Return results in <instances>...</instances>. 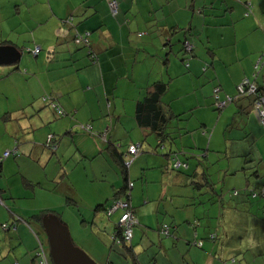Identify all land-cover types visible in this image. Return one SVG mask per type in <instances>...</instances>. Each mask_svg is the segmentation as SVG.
<instances>
[{
  "label": "crops",
  "instance_id": "1",
  "mask_svg": "<svg viewBox=\"0 0 264 264\" xmlns=\"http://www.w3.org/2000/svg\"><path fill=\"white\" fill-rule=\"evenodd\" d=\"M10 1L14 4V13L20 18V11L24 9L29 14V23L34 26L27 25L26 19L22 21V27L10 28L7 32L15 34V39L22 34H28L30 38L34 35L37 42L27 47L33 50L36 46L40 51L33 56L25 43L20 44L15 46L20 51L18 64L12 69L0 67V119H5V127H0V156L2 149H14V140H18L17 154L4 158L0 164V264H35L33 252L37 240L31 234L34 241L30 242L29 232L31 227L40 235V225L32 216L44 207L36 204V196L41 194L36 189L45 190L43 185L50 178L52 191L59 188L77 199L88 200L81 194L84 191L78 189V177L74 185L68 186V181L79 176L75 172L79 163L82 162L86 172L83 162L87 160L92 161L91 172L96 186L90 189L86 181L84 187L90 189L92 201L83 202L94 211V220L99 218L98 224L101 225L102 214L114 192L125 183L121 169L114 164L106 147L115 145L126 160L127 150H120L122 146L127 148L132 143L141 142L145 151L140 152L134 160L136 162L133 161L127 170L128 181L133 182L130 177L140 181L139 186L133 184L129 191L139 224H143L135 231L131 243L135 245V252L140 253V264H174L171 259H175L174 250L178 246L175 241L178 239L159 241L155 239L156 232L148 227L155 226L150 222L153 219L161 222L156 211H162L174 202V194L168 193L161 185H169L177 179L171 180L164 167L165 147L153 151L158 140L152 135L142 141V131L134 118L135 103L151 83L166 82L168 90L162 100L175 113L182 115L180 121L172 123L169 132L174 133L176 144L182 143L184 151L194 154L203 151L201 156L207 155L202 149L214 146L207 132L215 128L218 117L232 106V114L240 116L245 130L239 134L238 143L231 144H236L238 149L254 158L257 155L254 147H257L264 160V129L250 111L251 99L241 98L220 114L211 106L214 85H219L221 96L234 95L235 86L241 79H253L254 63L264 52V0H246L250 2V16L247 17L241 0H117V18L109 14L103 0ZM53 5L60 6L61 10H55ZM44 7L46 13L50 11V16H40ZM70 17L72 23L68 26L51 22ZM125 20L127 22L122 23ZM74 30L90 33V48L96 55L94 62L86 51L73 45ZM54 33L58 35L56 40ZM185 40L194 47L188 66L183 63L188 58L182 52ZM0 41L14 43L9 39L0 38ZM22 66L24 75L18 68ZM254 81L264 90V64ZM43 94L54 95L68 115L57 117L41 102ZM215 115L217 118L213 122ZM85 123L91 124L95 131L102 130L105 141L79 130V125ZM106 126L109 130L103 132ZM48 134L55 136V151L45 147ZM245 137V142L241 141ZM221 141H226L222 135ZM71 150L78 159L66 171L62 165L71 163ZM143 151L145 155H141ZM218 151L219 157L221 154L222 158L229 156V164H232V150ZM244 155L235 157L240 160L233 165V170L243 167ZM53 156L58 158V168L53 163ZM260 176L264 177V169ZM179 183L185 184L183 181ZM96 200L98 205L93 208L91 203ZM152 201L154 208H150ZM187 221L191 219L184 220L187 229L184 225L177 227L178 231L182 229L183 237L188 236L186 243L194 233ZM164 223H167L166 219ZM2 224L8 225L6 230L1 229ZM103 230V237L108 241L107 231ZM150 241L158 242L160 247L149 249ZM80 243L93 260L102 264L107 261L105 244L99 241L91 244L86 240ZM214 250L212 247L210 253ZM172 252L174 256L170 255ZM211 257L206 264H218L217 257ZM110 259L118 264L116 256ZM181 260L183 262L184 258Z\"/></svg>",
  "mask_w": 264,
  "mask_h": 264
},
{
  "label": "trees",
  "instance_id": "2",
  "mask_svg": "<svg viewBox=\"0 0 264 264\" xmlns=\"http://www.w3.org/2000/svg\"><path fill=\"white\" fill-rule=\"evenodd\" d=\"M103 1L107 6L109 14L113 18H117L119 15L118 1L117 0H103ZM239 2L242 3L243 7L245 8L244 16L245 17L250 16L249 15L250 7L249 10L247 9V5L250 2H247L246 0H241ZM53 21L58 22L59 25L62 24L68 26L69 24L71 25L72 23L71 22L72 17H70L69 19L68 18L54 19L51 22ZM125 22H127V20L123 21L122 23ZM89 35H90L89 32L80 33L74 30L73 42L75 40V37L81 38L82 39L81 41H83L84 43H80L78 45L76 44L75 46L84 47V49H86L85 51L87 52V55H89L88 53L89 51L95 55V53L90 48ZM6 44H10V43L3 41L0 42V45H6ZM191 45L192 48L189 52L184 49V46H182L183 54L185 56H188L187 59L183 60V63H188L193 53L194 47L193 44ZM36 48L38 47L35 46L33 50L29 49L27 51L33 56H37L40 49L37 54H34L33 51ZM18 62L19 61H17L15 64H17ZM92 62H94V60ZM263 64H264V60L261 63V65L258 67L255 76H253L254 78H256L257 75L259 74ZM236 86H235L234 95L224 94L223 96L220 95L221 90L215 92V89L217 88L220 89L219 85H214L212 87L211 97L213 98V103L211 106L212 109L217 114H220L228 106H231V104H233L234 102H236L241 98L251 99L249 101V104L251 107L250 111L253 113V105L257 99L256 96L247 95L246 93L237 95ZM258 87H259V92H264V90L259 85ZM167 90H168V84L166 82L155 81L151 83L146 88L143 97L140 100H137L135 103L134 118L138 127L142 131L143 142L146 141V139L151 135L158 140L156 146L152 148L153 151H157V149H160L161 147L162 148L165 147L164 150L168 148L166 150V153H164V158H165L164 167L168 171V173H170L171 171L178 175H183L184 180L186 182L185 184L191 185L193 188L198 190L199 191L198 197L203 196L205 198L204 201H200V199L198 201V203L202 205L200 213L195 215L193 213L192 216H194V218L191 219V221H187L188 224L192 226V230L194 231L193 237H191L192 242L187 240L188 241L187 244H192L193 246H196L197 248L200 249L204 247L205 242H208L210 245L208 253H204L203 255H195L194 257L195 259L193 260L194 264L195 262H197V260H199L198 263L200 262L201 264H206L207 260H209L208 258L211 256L217 257V259L215 258L213 259L219 261L222 264L223 256L221 257L219 254H223L224 251L216 250V244L218 242L220 243L221 241H226L227 244L229 245L227 246L228 248L227 262L229 260H232L234 262L235 261L243 262V264H252V261H254V264H256L257 263L255 261L256 259H261V260L264 259V192L262 191L264 189V184L261 183L260 186H253L250 177L253 176L255 178H259V179L262 178V180H264L263 179L264 177L260 176L261 174L259 173L258 170L259 167L258 164L263 163L264 160L261 159V157L258 154L256 155V158L254 157L249 158L248 157L249 154H245L243 156V160H244L243 167L233 170L232 168L234 167H232L231 164H229V160H228L230 159L229 156L226 158H222V154H221V157H219L220 153H218L219 151L215 146L210 147V145H208L207 149H202L206 151L207 153L206 156H201V153H203V151H196L197 153L194 154L184 151L182 147H180L181 149L171 148V145H176V143L174 142L175 140L174 133H170L169 130H171L173 127L172 123L173 124L176 123L174 121L177 122L180 121L182 115L175 113L171 109V107L168 104H165V102L162 100V97L167 92ZM226 95L231 97V101L227 102V104L223 108H217L215 106V102L217 100L221 101V99L225 100ZM53 96L54 95L52 94H45V95L43 94L40 100L46 107L53 110L54 114L57 117H59L56 110L51 106L52 98L54 99L55 103H57V99H55ZM67 115L68 114L66 113L65 116H60V118H64ZM255 117L259 122V125L264 129V122H261L256 115ZM84 125L89 126L91 124L85 123ZM108 130H109V126H106L105 129H103V132ZM212 130L213 128L210 129V131ZM89 132L93 133L95 132V130L92 128L90 129ZM95 134L97 137H99V135L102 134V130L95 132ZM50 135L53 136L55 143V136L53 134ZM140 146L142 149L143 146L142 142L140 143ZM112 147L113 144L112 146L111 145L107 146L106 147L107 152L111 157V159L114 161V164L121 169V172L123 174V179L125 180L124 185L120 189L114 192L113 198H120L121 200L126 201L129 204V208L133 212L134 218L136 219V224H133L131 226L130 229L131 236L128 240H125V238L123 237L122 228L119 227L117 224L114 226L113 233H111V237H110L111 242L109 240L110 243L108 244L110 249L108 254V259H106L107 261H105L104 264H114L111 262L110 259L111 257L110 252L112 251V248L114 246H118L117 248H115L121 251L119 252L120 254L118 255L124 258L125 260H128L130 262L128 264H140L138 259V255L140 253L138 254L135 252V245H132L131 242L135 231H137L138 228L140 229L141 225L143 224L141 225L139 224L136 211L131 205L130 191L128 189L129 181L127 178L128 177L127 168L124 166L123 154L118 152V150L115 149L114 147L113 148ZM210 154H212L214 157H211ZM10 155L11 154H9L8 156ZM187 159H193L195 162V166L192 169V172H190L189 174L184 173L182 171L185 170L183 165L185 163L186 164L188 163ZM175 161L181 162L182 163L181 166L175 168L174 167ZM222 161H225L226 164L225 169L224 168L220 169V172L219 173L217 172L218 175L213 177L212 173L210 172L211 167L221 164ZM252 162H254L255 170L248 173L247 163H252ZM250 167H252V165ZM236 177L241 178L243 184H241L238 187H228L225 185L227 179L236 178ZM110 205H112L111 202H109V205L107 207H109ZM106 208L104 210L105 214H106ZM121 214L122 212L119 213V217ZM49 215H55L59 220H61L60 216L52 211H39L32 217L35 220V222H37L42 228L41 225L42 219ZM156 215L157 216L159 215L161 217L160 218L161 222L160 221L156 222L155 226L148 227V229L152 231L154 230V232H156L157 237L155 239L158 238L159 241H163L164 239L171 238L174 241L175 239L177 240L179 238H182L180 233L177 232L178 231L177 227L180 226L181 224L174 222L173 216H171L168 213L166 208L162 209V211L159 210L156 211ZM108 216H111V214ZM165 219L167 220V223H164ZM3 225H5L6 228H3ZM7 227H8L7 224L1 225V229L3 230H6ZM30 230L34 235V237H38L40 241L43 242V240L40 238L37 232H35L31 227ZM198 230H200L201 234L200 232H198ZM146 240H148V237H146ZM147 247L150 249L152 247L159 248L160 246L158 242L150 241ZM212 247H214L215 250L213 253H210ZM120 248H122V250ZM209 254L211 256H209ZM33 257L35 263V251L33 252ZM248 258L250 259L249 261H247Z\"/></svg>",
  "mask_w": 264,
  "mask_h": 264
},
{
  "label": "rangeland",
  "instance_id": "3",
  "mask_svg": "<svg viewBox=\"0 0 264 264\" xmlns=\"http://www.w3.org/2000/svg\"><path fill=\"white\" fill-rule=\"evenodd\" d=\"M13 5H14L13 2L10 0H0V30L3 31L2 34L0 33V38L2 40H4V39L8 40L9 39V40L13 41L14 43H12V44L14 46H18V45L24 44V43L26 44V47L28 45L34 46L33 42H37V41H35L34 35H31V38H30L28 34H25V35L22 34V35H20L21 37H19V39H15L17 37L15 34H13L11 32H7V31H9L10 28L22 27L23 26L22 21L26 20V19H27V25L34 26V24L29 23V20H28L29 14L26 13V11L24 9H22L20 11L22 13H21L20 18H19L18 14L14 13V6ZM53 6L55 7V10H58V11L61 10L60 6H58V5H53ZM45 8L46 7H44V12L42 13V15H40L42 17H48L51 14L50 11H48V13H46L47 10ZM51 17H52V15H51ZM49 20H50V18H49ZM53 32H56V30H54ZM54 36H55V40H56V37L58 35L56 33H54ZM10 38H12V39H10ZM40 42H42V41L40 40L39 43ZM72 43H73V45H76L74 42H72ZM79 48H81L85 51L84 47H79ZM27 50H29L28 47H27ZM17 64H15V63L14 64H3V65H0V67H1V69H12ZM18 68H19V72L24 75L25 73H23V69H24L23 66L18 67ZM232 108H233L232 106L227 108L225 114L223 116L218 117V120L215 123V128L212 131H209L208 135L210 134L211 141L213 142V145L218 150H226V149L232 150L231 156L233 157V160L231 161V163H232L231 166L235 167L233 165H236L238 163V160H240L239 158H235V157L237 155H244L246 152L241 151L240 149H238L237 146H235L236 144L234 145L231 143H238V140L240 139L239 134L243 133V131L245 130V127H244V124H242L241 121L239 120L240 116L232 114ZM226 115H227V117H226ZM1 117H4L3 114L1 115ZM216 118H217V115H215L213 122H215ZM4 123H5V119H3V120L0 119V127L1 128L5 127ZM190 124H191V122H190ZM78 128H79V130H81L80 126ZM84 134L88 135L87 133H84ZM208 135H206V138H208ZM221 135L226 140L225 142L221 141ZM228 137H230V138H228ZM188 138H189V136L186 138V142L189 141ZM246 138L247 137L242 138L241 141L245 142ZM205 142H207V139H205ZM17 144H18V140H14V145L12 147L14 149H11V150L6 149L4 151L2 149L1 153L3 154L5 151L15 150V153H11V155H10V156H15L17 154ZM134 144H137V143H134ZM181 144L177 143L176 145H171V148H180V147H182ZM245 145H246V147L248 146L247 143H245ZM205 146H206V143H204L203 148ZM249 147H251L250 144H249ZM124 148L126 149V147L122 146V148L120 150L124 151ZM254 148L256 150V153L259 155V152L257 151V147H254ZM142 150H145V149L142 148L141 151ZM192 150H194V149L192 148ZM69 154L71 156L69 158V160H71V163H69L68 165H66V164L62 165L63 168L66 169V171H68L72 166H74L75 161L78 159L77 154H75V152H73L72 150L69 152ZM141 155H145V152L143 151L141 153ZM210 155H211V157H214L212 154H210ZM248 157L250 158V156H248ZM0 158H3V156L1 155ZM56 158H55V156H53L52 160H53V163L55 164V166L57 167L58 164L56 162H57L58 158L57 159ZM183 159H184V157H183ZM187 161H188V167L189 168L182 170V171L184 173L189 174L190 172H192V169L195 166V162L193 159H187ZM87 162H83L86 164V167H87L86 172H84L82 162L79 163V165L77 167H75V172L77 171L79 176H75L73 181H68V186H71V184L74 185L75 179H76V177H78L79 178L78 189L80 191H84V192H81V194L85 198H87L88 200H83L81 197L77 199L71 195H68L66 193V191H59V188H57L55 191H52L53 183L51 182L50 178L47 180L48 182L43 185L45 190H41L37 187L36 191H39V193H41V194L37 195L35 200H36V204L39 203L40 206H44V207H40V209H38V211H52V212H54L60 216L63 224H65L67 226L69 233H70L71 240L73 241L75 246L80 248L89 257H90V254L81 246V243H80L81 240H86L88 243H91V244H96V241L97 242L99 241L101 244H105V250L106 251L104 252V256H105V260H106V258L108 257V254H109V250H110L109 245H106V244L111 242V240H110L111 233H113V228L119 221V218H120L119 213L121 211L118 210V211L112 213L111 214L112 217H108V215L103 213L102 214L103 219H102L101 225L98 224L99 218H97V221L94 220V215H95L94 211L90 210L89 206H86V204H84V202H83V201H85V202L89 203L92 201V198H89L91 195L90 189H92L94 186H96V183L94 181L95 179H94L92 172H91L92 167H91L90 163L92 161L87 160ZM134 162H136V161H134ZM251 165H252V167H250ZM258 165H259V167H258L259 173L262 174L263 169H264L263 168L264 162L261 164H258ZM247 167H248V173L254 171L255 170L254 169V162L247 163ZM223 168L225 169V161L221 162V164H219V165H215L214 167H211L210 172L212 173L213 177H215L220 172V169H223ZM86 173L89 175L85 176ZM43 175H45V174L43 173ZM170 175H171V180L177 179V182H170L169 185L162 184L161 187L164 190L167 189L168 193L174 194V198H173L174 202L173 203L168 204L169 200L166 201V204H168L166 206V210L168 211V213L171 216H173L175 223L181 224L180 225V227H181L184 225V222H182V221H184L187 218L193 219L194 218V216H192L193 213H194V215L200 213L202 205L200 203H198V201H199V199H200V201H204L205 198L203 196L198 197L199 191L196 190L195 188H193L191 185L179 183V181L185 182L183 175H178V174L171 172V171H170ZM66 176L69 177V174H67ZM130 179L133 180V184H135L136 187L140 185V181L138 179L136 180V179H133L132 177H130ZM250 180H251L253 186H260L262 178L259 179V178H255V177L251 176ZM86 181L88 182L87 185L90 186V189H88V188L85 189L84 184L86 183ZM241 184H243V183H242L241 178H239V177L227 179L225 182V185L228 187H238ZM60 198H62V200ZM0 199H1V197H0ZM68 199H70V200L68 201ZM113 199H120V198H113ZM97 205H98L97 200L94 201L93 203H91V206L93 208L96 207ZM47 208H51L54 210L47 209ZM93 208H91V209H93ZM150 208H154L153 201L151 202ZM55 210H57L60 213H58ZM150 222H151V224L152 223L155 224L156 220L153 219ZM180 222H182V223H180ZM100 226H102L107 231L108 241H105V237H103V235H105V233L103 232L104 231L103 228H102V230L100 229L101 228ZM184 227H185L184 229H187L185 225H184ZM38 228L40 229V231H39L40 235L39 236L43 240L44 246L48 251L46 234L41 227H38ZM178 232L180 233L182 238H179L177 241H175V243H178V246L174 250L175 256L173 255L174 251L170 254L171 256L175 257V259H171L174 264H190L192 262V260H194L195 255H203L204 253H208V250L210 248V245L208 242H205L204 247L200 249V248H197L196 246H193L192 244L186 243V238L183 237L184 234L182 232V229H179ZM198 232H200V230H198ZM31 234H32V232L30 231L29 235L31 238H29V240H30V242H33L34 237ZM191 234H192V232H191ZM200 234H201V232H200ZM1 235H2V231L0 230V236ZM187 239H188V236H187ZM109 240H110V242H109ZM189 241L192 242V238L189 239ZM227 246H229V245L227 244L226 241H221L220 243L218 242L216 244V250L217 251H220V250L224 251L223 254H219L221 257L223 256L222 264H240V263L243 264V262H238V261L234 262L232 260H229L227 262V257H228ZM117 247L118 246H114L112 248L110 255L113 257L115 255H117L116 259L118 260V262H117L118 264H127V262H129V261L125 260L124 258H122L118 255V254H120L119 252H121V251L115 249ZM120 249L122 250V248H120ZM159 252L161 253V255H163L162 251H159ZM182 258H184L183 262L181 260ZM166 259L169 261L168 258H166ZM249 260L250 259L248 258L247 261H249ZM255 261L257 262L256 264H263L264 263V259H262V260L256 259ZM95 262L97 264H102L99 261H95ZM218 263L221 264L220 262H218ZM193 264H194V262H193ZM195 264H201V263L199 262V263H195ZM252 264H254V261H252Z\"/></svg>",
  "mask_w": 264,
  "mask_h": 264
},
{
  "label": "built area",
  "instance_id": "4",
  "mask_svg": "<svg viewBox=\"0 0 264 264\" xmlns=\"http://www.w3.org/2000/svg\"><path fill=\"white\" fill-rule=\"evenodd\" d=\"M115 3V2H114ZM247 9L249 10V3L247 5ZM82 39L79 37H75L74 43L75 44H80V43H84L83 41H81ZM184 49L186 51H190L192 48V45L189 42H185L183 44ZM39 51V48H36L33 53L37 54ZM89 56L92 60L95 59V55L93 53H91L90 51L88 52ZM264 60V52L260 54V56L257 58L255 64H254V71H253V76H255L256 71L258 70V67L261 65V63ZM186 65L188 66V63H186ZM205 69V68H204ZM254 77L253 80L245 77L241 80V82L236 86V90H237V95L239 94H244L246 93L247 95H254L256 96V101L253 105V113L259 118V120L261 122H264V92H259V87L256 84V82L254 81ZM220 89L217 88L215 89V92H218ZM236 95V97H237ZM216 98V96H215ZM218 98V96H217ZM231 101V97L226 95L225 96V100L221 99V101L217 100L215 102V106L217 108H223L227 102ZM51 106L56 110L57 114L59 116H64L65 112L63 111V109L57 104L55 103L54 99L52 98V103ZM80 128L82 130H84L87 133H90V129L91 127L88 125H81ZM91 135H96L95 133H90ZM99 137L102 140H105V136L102 137V134L99 135ZM45 146L47 149L54 151L56 148V145L54 143V138L52 135H48L46 138V142H45ZM139 151V145H130L128 148V152L129 154L133 155V157L136 156V154ZM11 153H15V150L13 151H5L3 154V158H0V163L1 161L8 157L9 154ZM129 164V163H128ZM181 162L179 161H175L174 163V167L178 168L181 166ZM184 168H186V164L183 165ZM129 186L131 187L132 184L130 183ZM264 192V189L262 190ZM111 203L112 205H110L109 207L106 208V214L110 215L118 210H120L122 212V214L120 215L119 221L117 223V225L119 227L122 228L123 230V237L125 238V240H128L131 236V226L133 224H136V219L134 218V214L133 212L130 210L129 208V204L126 201H123L121 199H111ZM0 204H1V199H0ZM3 228H6L5 225H3ZM167 233V232H164ZM37 240V246L35 248V264H50V260L48 257V251L44 246V243L40 241V239L38 237H36Z\"/></svg>",
  "mask_w": 264,
  "mask_h": 264
},
{
  "label": "water",
  "instance_id": "5",
  "mask_svg": "<svg viewBox=\"0 0 264 264\" xmlns=\"http://www.w3.org/2000/svg\"><path fill=\"white\" fill-rule=\"evenodd\" d=\"M20 58V51L13 45H0V65L14 64ZM42 229L46 234L48 257L51 264H96L71 240L69 230L55 215L42 219Z\"/></svg>",
  "mask_w": 264,
  "mask_h": 264
},
{
  "label": "clouds",
  "instance_id": "6",
  "mask_svg": "<svg viewBox=\"0 0 264 264\" xmlns=\"http://www.w3.org/2000/svg\"><path fill=\"white\" fill-rule=\"evenodd\" d=\"M185 42H187V40H185V41H183V43H182V46H183V44L185 43ZM89 56V55H88ZM89 58H90V56H89ZM91 59V58H90ZM93 61V60H92ZM255 64V63H254ZM60 106V105H59ZM61 107V106H60ZM62 108V107H61ZM63 109V108H62ZM63 111H64V109H63ZM65 112V111H64ZM65 114H66V112H65ZM65 116V115H64ZM60 117V116H59ZM84 125V124H83ZM79 126H81V125H79ZM90 127H91V129H92V126L91 125H89ZM82 130V129H81ZM82 132H84V133H87V132H85L84 130H82ZM95 132H97V131H95ZM95 132H93V133H95ZM92 133V134H93ZM89 136H91V137H94V138H96L97 136L95 135H91V134H89V133H87ZM97 138H99V137H97ZM101 139V138H100ZM102 140V139H101ZM103 141H105V140H103ZM131 145V144H130ZM130 145H128L127 146V148H126V150H127V159L125 160V157H123V161H124V166L127 168V170H128V167L131 165V163L138 157V155L140 154V152H141V146H140V144H134V143H132V145H139V151H138V153L136 154V156L135 157H133V155H131V154H129V152H128V148H129V146ZM115 149L117 148V147H115V145L113 146ZM124 156V155H123ZM129 163V164H128ZM132 184L133 185V182H131V181H129V183H128V189L130 190L131 189V187L129 186V184ZM113 199V198H112ZM2 201V200H1ZM111 202V201H110ZM1 204H2V202H1Z\"/></svg>",
  "mask_w": 264,
  "mask_h": 264
}]
</instances>
